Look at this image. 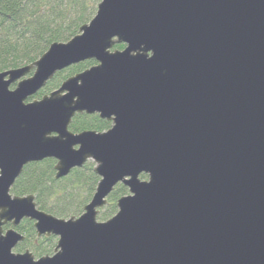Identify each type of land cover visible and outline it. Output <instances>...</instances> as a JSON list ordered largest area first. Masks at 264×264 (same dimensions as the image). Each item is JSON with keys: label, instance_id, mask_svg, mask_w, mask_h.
<instances>
[{"label": "water", "instance_id": "water-1", "mask_svg": "<svg viewBox=\"0 0 264 264\" xmlns=\"http://www.w3.org/2000/svg\"><path fill=\"white\" fill-rule=\"evenodd\" d=\"M76 114L111 127L71 132ZM45 159L55 180L95 164L78 217L10 193ZM118 184L128 194L98 221ZM23 220L57 238L51 256L13 252ZM0 264H264V0H101L70 40L1 71Z\"/></svg>", "mask_w": 264, "mask_h": 264}, {"label": "trees", "instance_id": "trees-1", "mask_svg": "<svg viewBox=\"0 0 264 264\" xmlns=\"http://www.w3.org/2000/svg\"><path fill=\"white\" fill-rule=\"evenodd\" d=\"M100 1L0 0V72L29 65L52 43L70 40L79 33L82 25L94 17ZM123 48V44L113 46L114 50ZM94 64L93 60L85 61L71 66L70 70L76 74ZM110 126V122L101 120L96 114H76L69 130L74 133L84 130L102 132ZM55 164L54 159L27 164L10 193L14 196L33 195L38 209L57 218L78 217L99 181L93 172L94 164L89 161L59 180L54 178ZM140 178L146 179V176L141 175ZM127 194V188L118 184L107 197V204L99 210L97 220L102 222L112 217L117 212L118 199ZM17 230L25 236V240L15 248L16 252L27 245L34 255L42 257L48 255L56 243L54 236L37 238L33 222L29 220H24Z\"/></svg>", "mask_w": 264, "mask_h": 264}, {"label": "rangeland", "instance_id": "rangeland-1", "mask_svg": "<svg viewBox=\"0 0 264 264\" xmlns=\"http://www.w3.org/2000/svg\"><path fill=\"white\" fill-rule=\"evenodd\" d=\"M70 68L71 67H69V68H66V69H64V70H62V71H60V72H58V73H56L55 75H54V77L51 79V80H49L47 83H46V85L37 93V94H35L33 97H36V98H29L28 100L29 101H32L33 99H40L43 95H47V94H49L51 91H53V90H55V89H57L59 86H60V84L66 79V78H68V77H70V76H73L74 74H72L71 73V70H70ZM31 75V73L30 74H28V75H26V77L25 78H27V77H29ZM54 84H57L56 86V88L54 89ZM15 85H16V83L15 84H12L11 86H10V89H13L14 87H15ZM41 92V96H38V94ZM38 96V97H37ZM94 164V163H93ZM94 166H95V164H94ZM93 169H94V167H93ZM8 228H11V224H7V225H5L4 226V230H6V229H8ZM20 233V232H19ZM22 234V233H21ZM25 237V236H24ZM25 240V239H24ZM56 240V239H55ZM24 242V241H23ZM22 242V243H23ZM56 242V241H55ZM22 243H20L21 245H22ZM56 244V243H55ZM18 246V245H17ZM22 247V246H21ZM54 247H55V245L53 246V248H52V251L50 252V253H48V255L49 256H51L52 254H53V250H54ZM25 250H28L30 253H32V255L34 256V259H38L39 257H41V256H36V255H34V253H33V250H32V248L31 247H29V246H27V245H25V246H23L22 247V250L20 251V252H16L15 251V249L13 250V252H15V253H23ZM46 256V255H45Z\"/></svg>", "mask_w": 264, "mask_h": 264}, {"label": "flooded vegetation", "instance_id": "flooded-vegetation-1", "mask_svg": "<svg viewBox=\"0 0 264 264\" xmlns=\"http://www.w3.org/2000/svg\"><path fill=\"white\" fill-rule=\"evenodd\" d=\"M23 221H24V220H23ZM23 221H22V222H23ZM22 222L19 224V226L22 224ZM19 226H18V227H19ZM18 227H17V228H18ZM17 228H16V230H17ZM17 231H18V230H17ZM18 232H19V231H18ZM43 237H46V236H43ZM43 237H40V238H43ZM49 237H50V236H49ZM37 238H39V237H37ZM55 238H56V237H55ZM56 239H57V238H56Z\"/></svg>", "mask_w": 264, "mask_h": 264}]
</instances>
